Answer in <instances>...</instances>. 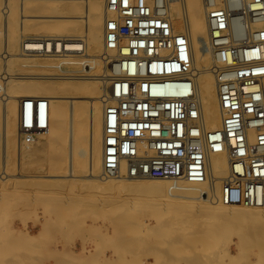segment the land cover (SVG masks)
I'll return each instance as SVG.
<instances>
[{"label": "built area", "instance_id": "obj_1", "mask_svg": "<svg viewBox=\"0 0 264 264\" xmlns=\"http://www.w3.org/2000/svg\"><path fill=\"white\" fill-rule=\"evenodd\" d=\"M174 1L106 0L104 44L112 78L103 95L102 175L203 181L210 153L226 150L220 201L261 205L264 0H203L210 31L203 47L214 55L222 114L221 127L212 131L202 120L189 32L176 29L171 17ZM47 102L21 101V141L47 127V114L41 119Z\"/></svg>", "mask_w": 264, "mask_h": 264}, {"label": "bare ground", "instance_id": "obj_2", "mask_svg": "<svg viewBox=\"0 0 264 264\" xmlns=\"http://www.w3.org/2000/svg\"><path fill=\"white\" fill-rule=\"evenodd\" d=\"M31 1L37 2L38 5L35 4L37 8L40 7L38 10L40 12H45L46 7L50 4V7L58 14L49 15L52 18L43 21L39 17L47 16L45 13L36 12L34 14L33 11V14L29 13L32 9H35V4H32L34 8L32 7L29 11L28 7L31 3L29 5L28 2L30 0H19L16 5L11 3V0H4V6L0 8V15L3 16L0 21V34L3 38L2 40H4L2 58L5 59L3 66L0 68V102H2V106H0L2 107L3 120L1 139L5 149L7 150L9 142L19 137L16 132L15 115L17 113H15V109L21 96L39 93L47 94V96L51 97V102L48 112L46 106V112L43 110L41 113V119L45 118L46 113L47 124L49 125L48 134L57 138L56 159L65 161L64 157L67 153L68 156H66L69 157V160L67 159L66 168L70 165L69 163L78 161L80 163L79 168H81V171L83 169V172L78 174V171H75L67 174L60 171L59 173L42 174L38 177L55 180L57 177H67L70 180L73 179L72 181L85 179L101 191L172 196L174 197L171 198V200L174 199L173 201L160 202L161 204L157 208L159 210L157 211L158 213L165 214L166 209L174 207L175 204H178L177 208H189V206H192L195 212H199V214H201L200 212L205 213L204 215H207L208 218L207 216L204 217L210 218V220L213 219L220 225H229L239 229L245 225L260 228L247 230L246 234L239 233L237 239H228L227 244L223 246V252L217 254L223 257L224 264L238 262L250 255V251L247 249L250 244H254V251L251 255L257 253V251L264 250V202L261 205L225 204L219 199L223 181L229 170V154L226 150L210 153L207 160L208 178L203 181L105 177L102 175L103 95L106 86L109 85L112 78V63L110 60L107 61L109 55L107 53L105 58L103 56L106 53L104 44L106 0ZM62 3L69 6L72 14L62 15L64 14L61 10L63 9L61 7ZM17 7L20 11L21 25L23 26H21L20 30H17V18L13 15L16 13ZM75 10L80 12V14H73ZM171 17L176 29L189 32L193 56L192 68L196 78V93L201 100L202 120L205 128L211 131L219 129L222 125V114L217 93L218 85L211 69L214 55L208 49L203 47L201 49V45L203 46L210 38L204 1L175 0L171 4ZM30 20H37L42 31L32 34L25 33V31H31L28 29L31 26ZM35 23L32 24L35 25ZM79 25L81 26L79 34L68 33L76 30L77 27L79 28ZM31 27L33 29V26ZM19 47L22 53L18 51ZM24 53L34 55V57H23ZM110 54L112 53L110 52ZM18 57L20 59L10 63L11 59ZM16 64L31 71L25 73L12 72L11 67ZM171 92H174L173 83L171 84ZM38 98L45 99L43 97ZM68 118L69 126L67 128L66 120ZM38 130L34 138L29 141H21L19 139V144H29V147L32 146V148L40 145L36 144ZM42 135L44 137L45 134L42 133ZM248 136L251 142L255 140L256 134L252 128L249 130ZM66 141H69L67 152L64 148ZM48 144L51 145L50 142ZM21 147L19 146L20 151ZM4 175L8 177L6 173L1 174L0 177L5 179ZM17 177L22 179L25 175L20 172ZM15 197L18 203L22 201L23 196L20 189L17 190V196ZM114 206L119 205L115 203ZM136 206V201L129 203L130 209ZM154 208L156 209V207ZM119 225L121 226V224ZM12 230L16 231V229ZM30 230L32 229H29L24 224L19 232L26 237L36 236L35 238L37 239L38 236L41 237L45 232L48 233L49 231L43 223L42 227L34 234ZM211 231L212 227L207 229V234L209 235ZM214 236H212L213 238L210 237V241H215ZM203 238L207 240L208 237ZM177 243L180 246L179 242ZM233 245L235 246V251L233 250ZM202 246H204V250L210 249V245L203 244ZM213 248L208 252L212 259L215 252ZM88 249L86 245H83V252L89 253Z\"/></svg>", "mask_w": 264, "mask_h": 264}, {"label": "rangeland", "instance_id": "obj_3", "mask_svg": "<svg viewBox=\"0 0 264 264\" xmlns=\"http://www.w3.org/2000/svg\"><path fill=\"white\" fill-rule=\"evenodd\" d=\"M16 2L18 3L19 0H11V3H15V5ZM3 3L4 0H0V8H3ZM28 3L29 5L31 3L28 7L29 11L34 6L32 4H37V2L31 0ZM36 4L35 9L29 12L30 14L40 12L38 11L40 7L37 8L38 4ZM63 4L61 10L64 14L62 15L72 14L69 6ZM46 8L45 12H40L47 15L44 16L45 18L39 17L43 21L52 18L49 15L58 14L54 12L50 4ZM15 11L17 14L13 15L17 18L16 27L17 30H20L23 26L21 25L19 8L17 7ZM73 14L79 15L80 12L75 10ZM2 19L3 16L0 17V21ZM30 21L33 29L31 26L28 29L32 32L25 31V33L32 34L42 31L37 20ZM34 22H36L35 25L32 24ZM80 31L81 26L68 33L79 34ZM0 38L1 68L5 59L2 58L4 40H2L1 34ZM202 47L201 45V49ZM18 51L22 53L20 47ZM105 55H103L104 58ZM27 56L34 57V55L24 53L23 57ZM36 56L40 57L42 55ZM18 59L20 58H13L10 63ZM11 68L12 72L25 73L31 71L17 64ZM28 97L47 99V112L50 106L51 97L47 94L21 96L15 109L18 136L19 104L24 98ZM1 104L2 102H0ZM1 106L0 175L6 173L8 177L5 175V179L0 177V264H36V262L37 264H224L223 257L217 254L223 252V246L227 244L228 239H237L239 233L246 234L247 230H253V228H255L254 230L260 229L257 226L245 225L241 228L246 230L244 232V230L237 227L220 225L213 219H207L208 216L204 215L205 213L195 212L192 206L177 208L178 204H175L174 207L166 209L165 214L158 213L157 208L161 204L160 202L173 201L174 199L171 200V198H174L172 196L101 191L85 179L72 181L73 179L70 180L67 177H57L56 180L40 178L39 175L59 173L60 171L67 174L78 171L79 174L83 172V169L81 171V168H79L80 163L78 161L69 163L70 165L66 168L69 160L67 153L64 157L65 161L56 159L57 138L48 134V124L45 129H40L37 132L36 144L40 145L32 148V146L29 147V144H19L20 137H17L14 141L9 142L6 150L1 139L3 130ZM66 125L68 128L69 118L66 120ZM42 133L45 134L44 137H42ZM49 142L51 145L48 144ZM68 142H65V151L68 150ZM19 146H22L21 151ZM20 172L25 175L22 179L17 177ZM16 188L21 190L23 196L22 201H19L20 203L17 202L15 197L18 190ZM129 200L136 201L137 206L130 209L129 203L131 201ZM115 203L119 206H114ZM148 203L149 205H147ZM153 203L155 206H153ZM150 207H156V209ZM204 216H207V218ZM42 223L49 231L41 237L38 236L37 239L36 236L26 237L19 232L25 224L29 229H32L30 232L34 234L42 227ZM118 224H121V226H118ZM211 227L212 231L209 236L207 229ZM12 229H16V231L14 232ZM212 234L215 235V241H210V237L213 238ZM203 237L208 238L206 240ZM78 238L82 239L83 245H86V247H88V243L90 244V247H88L89 253H85V250V252L77 253L75 244ZM203 244L210 245V249L204 250ZM211 246L214 247L213 250L215 251L212 256L213 259L208 253L212 249ZM247 249H249L250 255L232 264H242V261L243 264H264V250L251 255L254 251V244L248 245ZM233 250L235 251L234 245Z\"/></svg>", "mask_w": 264, "mask_h": 264}, {"label": "crops", "instance_id": "obj_4", "mask_svg": "<svg viewBox=\"0 0 264 264\" xmlns=\"http://www.w3.org/2000/svg\"><path fill=\"white\" fill-rule=\"evenodd\" d=\"M19 106H20V104H19ZM19 108H20V107H19ZM18 119H19V114H18ZM102 134H103V133H102ZM102 137H103V136H102ZM87 245H88V247H90V244H89V243H88ZM75 246L77 247V253H78V252H81L82 249H83V242H82V239L78 238V240L76 241Z\"/></svg>", "mask_w": 264, "mask_h": 264}]
</instances>
